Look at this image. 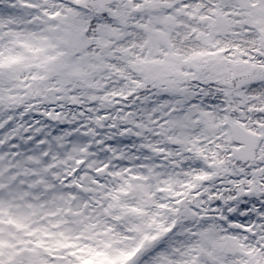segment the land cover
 Returning a JSON list of instances; mask_svg holds the SVG:
<instances>
[{"label": "snow or ice", "instance_id": "snow-or-ice-1", "mask_svg": "<svg viewBox=\"0 0 264 264\" xmlns=\"http://www.w3.org/2000/svg\"><path fill=\"white\" fill-rule=\"evenodd\" d=\"M0 264H264V0H0Z\"/></svg>", "mask_w": 264, "mask_h": 264}]
</instances>
